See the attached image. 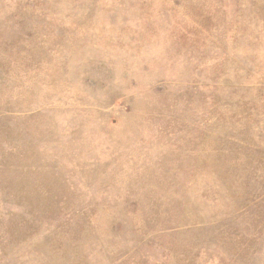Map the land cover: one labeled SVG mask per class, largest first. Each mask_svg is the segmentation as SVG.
Listing matches in <instances>:
<instances>
[{
	"label": "rangeland",
	"instance_id": "374dc122",
	"mask_svg": "<svg viewBox=\"0 0 264 264\" xmlns=\"http://www.w3.org/2000/svg\"><path fill=\"white\" fill-rule=\"evenodd\" d=\"M0 264H264V0H0Z\"/></svg>",
	"mask_w": 264,
	"mask_h": 264
}]
</instances>
